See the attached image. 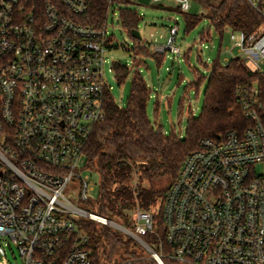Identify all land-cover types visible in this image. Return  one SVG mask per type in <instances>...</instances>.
<instances>
[{
	"label": "built area",
	"instance_id": "2783aa9c",
	"mask_svg": "<svg viewBox=\"0 0 264 264\" xmlns=\"http://www.w3.org/2000/svg\"><path fill=\"white\" fill-rule=\"evenodd\" d=\"M172 1L189 8V0ZM248 1L262 21L250 32L229 28V37L243 64L261 71L264 0ZM124 4L0 0V239L16 245V264H123L100 261L85 247L79 223L85 218L126 232L158 264L164 257L180 264H264V95L255 84L236 90L246 123L200 138L185 156L162 197L159 220L137 208L128 229L64 193L77 181L80 199L90 201L80 161L110 88L103 78L112 47L108 14ZM99 5L102 16L90 21ZM177 32L174 22L165 43L150 51L177 57ZM145 233L157 248L141 238Z\"/></svg>",
	"mask_w": 264,
	"mask_h": 264
},
{
	"label": "trees",
	"instance_id": "16d2710c",
	"mask_svg": "<svg viewBox=\"0 0 264 264\" xmlns=\"http://www.w3.org/2000/svg\"><path fill=\"white\" fill-rule=\"evenodd\" d=\"M198 1L204 11L200 15L183 12L185 30L201 17H206L220 36L226 27L250 32L262 21L248 0ZM176 9L181 11L178 6ZM102 12V6L92 10L90 21L99 20ZM118 17V22L129 34L132 28H137L138 15L132 8H121ZM207 38L208 31L201 34V40ZM135 47L158 61L165 56V53L150 51L147 45H139V42ZM188 50L183 53L184 57H187ZM218 57L219 52L208 68L200 111L196 115L188 114L182 136L165 133L148 117L145 107L150 89L139 73L137 60H134L136 68L126 105L119 106L109 92L104 93V116L93 125L83 149L84 167L94 169L99 176L98 197L92 202L96 213L114 219L128 229L133 227L137 208L152 211L154 219L159 220L162 197L168 186L154 189L151 182L160 177L172 181L185 156L197 147L200 138L215 136L246 123L236 99V90L240 86L255 84L264 95V69L253 71L238 56L225 63L219 62ZM112 69L119 81L128 73V67L119 62H115ZM200 80L201 76L196 73L191 84L197 87ZM180 106L182 98L179 99ZM79 223L87 237L85 247L92 250L100 261L158 264L147 252L130 249L132 239L125 238L119 230L85 218ZM140 236L152 248H157L151 233ZM163 260L165 264H180L167 257Z\"/></svg>",
	"mask_w": 264,
	"mask_h": 264
},
{
	"label": "rangeland",
	"instance_id": "374dc122",
	"mask_svg": "<svg viewBox=\"0 0 264 264\" xmlns=\"http://www.w3.org/2000/svg\"><path fill=\"white\" fill-rule=\"evenodd\" d=\"M121 8L129 7L136 11L138 20L137 30L140 39H134L122 28L118 13L108 14L107 40L112 46L105 52L103 64V78L110 85L109 93L116 104L125 106L127 103L131 78L135 70L134 60H137L138 70L146 81L150 91L146 101V113L154 125H159L165 133L184 135L186 118L189 113H199L203 90L206 84L208 68L217 58L224 63L232 57L239 56L238 47L233 45L229 37V28H224L222 36L211 25L206 17H201L192 27L185 30V18L183 12L200 15L204 11L203 5L198 0H189V8L185 11L176 9L177 3L172 0L154 2L152 0H127ZM178 24V32L175 43L180 49L179 55L172 56L167 51L163 59L157 60L138 50L135 45H147L149 50L154 45L165 43L168 35V26ZM208 31L209 38L201 40V34ZM189 49V50H188ZM188 50L187 57L183 53ZM119 62L128 67V73L120 81L117 79L112 66ZM196 73L201 76L197 87L191 84L196 79ZM182 98V106L179 107V99ZM85 157L80 161L84 167ZM81 175H87L89 189L87 194L90 201L81 200L77 181H70L64 193L73 196L79 207L89 212L96 210L92 202L97 199L99 191L98 173L89 167L81 170ZM171 181L160 177L151 182L154 189H164ZM115 221L114 219H110ZM156 225V222H154ZM111 227H114L111 225ZM116 228V227H114ZM117 229V228H116ZM125 238L132 239L130 249L147 252L141 243L132 238L126 232L118 229ZM20 261L16 245L8 238L0 239V264H16Z\"/></svg>",
	"mask_w": 264,
	"mask_h": 264
},
{
	"label": "water",
	"instance_id": "95a60500",
	"mask_svg": "<svg viewBox=\"0 0 264 264\" xmlns=\"http://www.w3.org/2000/svg\"><path fill=\"white\" fill-rule=\"evenodd\" d=\"M130 35H131L132 37H135L136 39H140V33H139V31L137 30V28H132V29L130 30Z\"/></svg>",
	"mask_w": 264,
	"mask_h": 264
}]
</instances>
